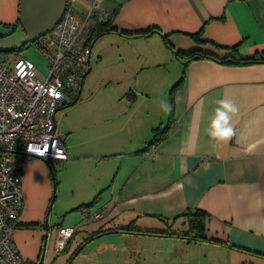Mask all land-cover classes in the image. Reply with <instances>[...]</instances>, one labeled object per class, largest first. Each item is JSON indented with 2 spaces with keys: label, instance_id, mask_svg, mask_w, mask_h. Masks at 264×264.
Masks as SVG:
<instances>
[{
  "label": "crops",
  "instance_id": "0c3cea01",
  "mask_svg": "<svg viewBox=\"0 0 264 264\" xmlns=\"http://www.w3.org/2000/svg\"><path fill=\"white\" fill-rule=\"evenodd\" d=\"M97 2L112 16L115 30L92 40L89 69L75 101L54 114L66 151V158L55 161L88 164L97 171L75 172L71 197L55 213L61 220L55 225L47 220L48 230L63 224L74 226L75 232L95 219L79 206L101 191L96 205L101 224L92 231H109L77 250L90 231L73 248L72 260L84 244L95 242L94 250L82 256L86 264H264V62L222 64L198 56L183 66L176 54L199 50L220 57L234 45L242 56L264 53V0ZM18 3L0 0V26L15 23ZM86 4L75 0L77 10ZM153 28L165 34L172 49L156 30L133 34ZM194 34L199 40L190 36ZM108 44L117 50L111 52ZM134 44V54L129 53ZM141 44L157 47L150 52ZM27 51L20 54L28 57ZM127 55L135 56L136 65L127 63ZM170 64L178 73L170 79L178 81L183 71V82L174 93L173 123L152 143L157 136L152 129L165 126L168 119V87L176 82L167 79ZM114 88L107 96L105 90ZM129 90L134 98L126 96ZM75 106L77 123L67 124L65 117ZM102 123L104 140L91 144L92 125ZM81 127L88 143L78 152L69 138ZM224 128L230 129L229 135H218ZM19 172L22 208L12 241L22 256L37 261L42 247L44 254L43 221L52 178L45 161L35 156H28ZM62 178L56 179V186L61 182L58 195ZM188 208L204 212L206 239L112 229L130 225L183 233L188 225L180 214Z\"/></svg>",
  "mask_w": 264,
  "mask_h": 264
},
{
  "label": "built area",
  "instance_id": "2783aa9c",
  "mask_svg": "<svg viewBox=\"0 0 264 264\" xmlns=\"http://www.w3.org/2000/svg\"><path fill=\"white\" fill-rule=\"evenodd\" d=\"M77 10L75 0L65 8L52 28L36 41L46 58V73L38 74L34 62L21 54L0 61V264H40L22 256L12 241L22 208L21 169L28 156L46 161L66 158L61 131L54 114L75 94L89 69L92 37L90 23L104 22L110 14L97 0H86ZM91 218L101 215L84 208ZM75 227L56 228L53 248L66 247Z\"/></svg>",
  "mask_w": 264,
  "mask_h": 264
},
{
  "label": "rangeland",
  "instance_id": "374dc122",
  "mask_svg": "<svg viewBox=\"0 0 264 264\" xmlns=\"http://www.w3.org/2000/svg\"><path fill=\"white\" fill-rule=\"evenodd\" d=\"M25 37L26 35L24 31L21 29V27L18 24L14 27L0 26V49L2 50L8 49L6 53L0 52V56L5 57L6 59H11L15 55V52H14L15 49H16V53L18 54L22 53L21 51H24L27 49L28 51L26 52V55H30L28 56V58H30L34 62L38 70V74L39 75L45 74L46 73V58L42 50L37 45V43L30 42L26 40ZM110 42H114V41L110 40ZM150 44H153V43H150ZM135 46H137V44H134L132 48H130L129 53L133 51L132 54H134ZM141 46L144 50L148 49L150 50V52L153 48L157 47L156 44H154L150 48H148L146 44L145 45L141 44ZM10 49H14V50H10ZM107 49L110 50L111 52H115L117 50V46L108 44ZM6 59L0 58V61L6 60ZM126 59H127V63H130V61L133 65H136L137 63L135 61L136 58L134 55H130V56L127 55ZM176 63L179 64V61H177ZM116 66L123 68L120 65H116ZM100 74L101 72H99V75ZM177 75H178L177 66L175 64H170V70H169L167 79L172 80V84H173L178 78L176 80L170 79V78H174V76H177ZM88 76L90 77V75H87L84 79L83 89L81 90L82 93H81V96L79 95L80 98H84L85 96L84 93L86 92V84L89 79ZM115 90H116L115 88L107 89L105 90V93L107 96H109V95L114 94ZM71 110L72 111L65 117V121L67 122V124L70 123L74 125L77 123L76 119L74 120L75 113H76V111L74 110H76V106L72 108ZM84 128L88 129V126ZM102 128H103V123L100 125H92L90 132H89L91 144L99 143L102 140H104V137L101 135ZM82 130H83V127L79 128L77 131L73 132L71 137L69 138L70 143L78 152H80L79 150L81 147H83L84 145L88 143V140H87L88 136L85 139L83 135L84 131ZM93 136H96V137L93 138ZM51 164H52V170H54L52 171L53 176L51 178H54V180L56 181V179L58 180L59 177L63 176L61 180L62 181L61 195H58V188L61 182H59L58 186H56V183H54L53 185V181H52V185H53L52 193L54 194V200L50 208L48 220L49 222H51V225H55L57 223H54V222L61 220V217H57L55 214L56 210L58 209V206L68 201L71 197L69 195L70 189H71V179L73 178V175L75 174V172H77L78 174H83V173L87 174V173L96 172L97 170L88 164H85L84 166L81 167V166H78L77 163L67 161L66 159L61 160V161H52ZM50 176H51V173H50ZM96 205L97 203L93 204L92 206H88L91 212L96 211L97 209ZM80 209L82 210L81 207ZM64 213L65 212H63L62 214ZM101 219L102 218H95V219L89 220L87 223L80 224V226L73 233L72 237H70V241L67 245V248L63 249L62 251L58 253H56L52 247L54 234H55L54 230H56L55 229L56 227H53V226L50 227L48 230L47 236H46V240H45L43 259L40 264H65V263L66 264H86L85 262H83L86 258H82V256L85 257L94 250L95 242H89L88 244L87 243L84 244L82 248L80 249V251L78 252L77 256L74 258V260H72L73 257L70 258L71 257L70 253L72 252L73 248H75L78 242H80L85 236H87L89 232L92 231L93 228H96L99 224H101V221H100ZM68 258H70L69 261H67ZM110 262H112V260L108 262L106 260L103 262V264H110Z\"/></svg>",
  "mask_w": 264,
  "mask_h": 264
},
{
  "label": "trees",
  "instance_id": "16d2710c",
  "mask_svg": "<svg viewBox=\"0 0 264 264\" xmlns=\"http://www.w3.org/2000/svg\"><path fill=\"white\" fill-rule=\"evenodd\" d=\"M112 16L110 15V18L107 19L104 22H99V21H95L93 20L86 32V35L89 37H92V40L94 38H96L97 36L103 34L104 32L107 31H114L115 29L112 28L110 26L111 21H112ZM18 16L17 19L15 21V23L8 25L9 27H14L18 24ZM157 31L159 32V29H151V30H146V31H140L137 33H133L134 35H146L148 34V32L151 31ZM163 41L165 43V45L169 48L172 49V45H170L168 43V41L166 40L165 34L160 33ZM192 36L194 39L199 40L198 39V34H194V35H190ZM33 43H37V41H33ZM10 50H14V49H10ZM8 49H0V52H7ZM176 51V50H175ZM15 55L16 56L18 53H16V49L14 50ZM4 54V53H2ZM176 54L178 57H180L181 59L183 58V66H185V64L191 60V58H196L198 56H207L210 57L222 64H242V63H253V62H264V53L259 52V53H254L252 55H247V56H242L239 54L237 46H231L227 48V52L225 55L223 56H215L212 55L211 53L208 52H201L199 50H195V51H191L188 53L185 52H181V51H176ZM13 56V57H14ZM0 58H4L0 56ZM183 76H184V72H181V76L179 78L178 81H176L169 89L168 91V102H169V111H168V119L166 122V125L161 127V126H156L152 129V131L154 132V135H157L155 138H152V140L150 142H154V140L158 141L160 139V137L168 130V128L171 126V124L173 123L174 117H173V98H174V93L177 89H179L182 85L183 82ZM82 83V82H81ZM79 90L73 95L71 94V97H69V100H64L59 107H66L69 106L70 104H72L75 99H76V95L78 94ZM134 92L132 90H129L126 93L127 97H133L134 98ZM132 98V99H133ZM52 161H48V166L52 170ZM53 181V185L54 183H56V181L54 180V178H52ZM100 193L101 191H98L93 198L86 204H82L79 207H81L82 209H84L87 206H92L93 204H96L99 200L100 197ZM53 194V193H52ZM180 216L184 217L186 219L187 225H188V230L186 232H173V231H163V230H142V229H137V228H132V226L128 225L126 227H114L112 228L113 230H120L122 232H126V233H133V234H138V233H144V234H158V235H173V236H180V237H184V238H191V239H206L205 236L203 235L202 229H203V217H204V212L200 209L197 208H193V209H186L185 211H183ZM35 223L32 224H26L24 226H30L33 227ZM19 226V225H18ZM111 229V230H112ZM109 229L104 230V229H97L95 231H92L90 233V235L88 237H86L85 239H83L78 246L76 247V249L78 250L79 246L82 245L86 240L94 238L102 233H106L108 232ZM192 232H194L193 234H191ZM75 249V250H76ZM75 252V251H73Z\"/></svg>",
  "mask_w": 264,
  "mask_h": 264
},
{
  "label": "water",
  "instance_id": "95a60500",
  "mask_svg": "<svg viewBox=\"0 0 264 264\" xmlns=\"http://www.w3.org/2000/svg\"><path fill=\"white\" fill-rule=\"evenodd\" d=\"M65 8V0H19L18 3V25L24 31L26 40L36 41L46 31L50 30L57 19L61 16ZM89 61V57H88ZM48 165V161L45 160ZM50 169V168H49ZM52 175L51 169L49 170ZM54 194L51 195L48 207L44 217V234L43 240L45 244L48 232V213L53 202ZM41 254L37 260L41 262L43 256V247Z\"/></svg>",
  "mask_w": 264,
  "mask_h": 264
},
{
  "label": "clouds",
  "instance_id": "9594fccd",
  "mask_svg": "<svg viewBox=\"0 0 264 264\" xmlns=\"http://www.w3.org/2000/svg\"><path fill=\"white\" fill-rule=\"evenodd\" d=\"M233 110H235V109H233ZM229 133H230V129L224 128L220 133H218V135L227 136V135H229Z\"/></svg>",
  "mask_w": 264,
  "mask_h": 264
}]
</instances>
